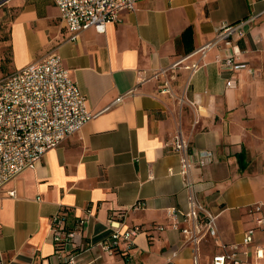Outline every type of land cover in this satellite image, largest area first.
<instances>
[{
    "label": "crops",
    "instance_id": "1",
    "mask_svg": "<svg viewBox=\"0 0 264 264\" xmlns=\"http://www.w3.org/2000/svg\"><path fill=\"white\" fill-rule=\"evenodd\" d=\"M5 7L13 71L58 53L95 116L0 189L2 264H54L50 218L58 210L69 229L85 219L74 264H166L173 250V264H192L184 223L170 213L188 208L189 193L216 215L218 234L200 242V264L264 217V0H138L104 32L89 27L75 40L53 0H7ZM250 16L231 45L207 51L195 71L186 67L199 54L184 57L218 26ZM228 56L253 73L222 68L219 59ZM178 130L192 151L210 154L190 171L191 190L171 150ZM255 204L260 212L250 213ZM117 209L125 210L121 229L141 231L128 250L120 243L109 253L103 243ZM255 245L264 264V228L254 231Z\"/></svg>",
    "mask_w": 264,
    "mask_h": 264
},
{
    "label": "built area",
    "instance_id": "2",
    "mask_svg": "<svg viewBox=\"0 0 264 264\" xmlns=\"http://www.w3.org/2000/svg\"><path fill=\"white\" fill-rule=\"evenodd\" d=\"M138 0H53L58 8L59 17L64 27L70 32V39L89 27L98 32H104L110 22L120 20V12L133 11ZM7 0H0V8ZM255 16H250L235 23H222L215 29L213 39L184 58L199 54V59L186 66L195 71L203 63L199 60L205 53L220 43L231 45L232 37L239 35L244 27ZM182 58L180 62L184 59ZM222 68L229 71L246 69L242 63L228 56L219 59ZM166 84V83H165ZM227 86H234L231 78L226 80ZM123 96L117 97L113 104L119 103ZM85 105V97L77 84L72 80L68 70L63 66L61 56L56 52L47 54L40 60L30 62L26 66L9 73L0 79V189L21 172L36 166L47 150L60 144L69 135L77 132L92 119ZM171 150L179 156L178 173L183 178V184L191 190L193 184L189 173L195 166H203L210 161L206 151H192L188 140L181 131H177L171 142ZM169 173H172L169 169ZM140 203H136L139 205ZM261 204L249 208L250 213L260 212ZM173 217L180 219L184 225L180 232L187 242L193 246L192 264H200V242L206 237H216L218 234L216 215L205 208L192 193L188 195V208L181 210L171 208ZM125 210L112 211L108 218L111 231L103 243L104 249L113 253L120 243L128 250L133 238L141 231L137 226L121 229ZM85 219L77 221V227H66V215L58 210L50 218L51 238L55 247L54 264H74L75 251L82 248L78 240L80 226ZM254 226L248 228L239 243H220V251L212 254L211 264H258L263 257V248L255 245L250 248L253 233L264 228V217L257 216ZM177 227V222L172 224ZM245 246L246 250H241ZM249 260L246 256L251 255ZM177 251L173 250L166 257V264H173ZM0 264L2 261L0 260Z\"/></svg>",
    "mask_w": 264,
    "mask_h": 264
},
{
    "label": "rangeland",
    "instance_id": "3",
    "mask_svg": "<svg viewBox=\"0 0 264 264\" xmlns=\"http://www.w3.org/2000/svg\"><path fill=\"white\" fill-rule=\"evenodd\" d=\"M11 15L5 5L0 8V79L13 71L9 44V21Z\"/></svg>",
    "mask_w": 264,
    "mask_h": 264
},
{
    "label": "trees",
    "instance_id": "4",
    "mask_svg": "<svg viewBox=\"0 0 264 264\" xmlns=\"http://www.w3.org/2000/svg\"><path fill=\"white\" fill-rule=\"evenodd\" d=\"M183 37L186 38V39L190 37V34H189L188 30H186V31L183 33Z\"/></svg>",
    "mask_w": 264,
    "mask_h": 264
}]
</instances>
